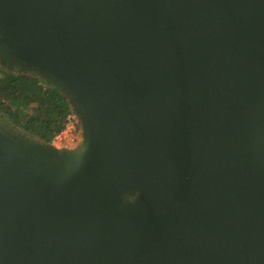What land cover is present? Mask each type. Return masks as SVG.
Returning <instances> with one entry per match:
<instances>
[{
    "label": "water",
    "instance_id": "water-1",
    "mask_svg": "<svg viewBox=\"0 0 264 264\" xmlns=\"http://www.w3.org/2000/svg\"><path fill=\"white\" fill-rule=\"evenodd\" d=\"M0 54L87 138L0 126V264H264V0H0Z\"/></svg>",
    "mask_w": 264,
    "mask_h": 264
},
{
    "label": "trees",
    "instance_id": "trees-1",
    "mask_svg": "<svg viewBox=\"0 0 264 264\" xmlns=\"http://www.w3.org/2000/svg\"><path fill=\"white\" fill-rule=\"evenodd\" d=\"M74 113L69 97L41 75L3 63L0 54V126L22 138L51 145Z\"/></svg>",
    "mask_w": 264,
    "mask_h": 264
},
{
    "label": "rangeland",
    "instance_id": "rangeland-1",
    "mask_svg": "<svg viewBox=\"0 0 264 264\" xmlns=\"http://www.w3.org/2000/svg\"><path fill=\"white\" fill-rule=\"evenodd\" d=\"M3 63H6L3 58H2ZM7 64V63H6ZM20 69V68H19ZM46 79V78H44ZM47 80V79H46ZM48 81V80H47ZM49 82V81H48ZM75 112V111H74ZM76 115V120L73 123V125H71V127L69 129H67V131L63 132L61 135H59L55 141L52 143V145L54 146V144L59 145L60 147L63 146L62 140L64 139V136H66L67 134H72L75 138H78L79 144L82 143H86L87 142V138H86V129H85V125L84 122L82 121V118L80 116H78V114L75 112Z\"/></svg>",
    "mask_w": 264,
    "mask_h": 264
},
{
    "label": "built area",
    "instance_id": "built-area-1",
    "mask_svg": "<svg viewBox=\"0 0 264 264\" xmlns=\"http://www.w3.org/2000/svg\"><path fill=\"white\" fill-rule=\"evenodd\" d=\"M74 114L75 112L69 116L68 118L69 123L65 131H67V129H69L71 125H73V123L75 122L76 115ZM79 142L80 141H78V138H75L72 134H67L66 136H64V139L62 140L63 146H61L60 148L67 149V150H74L78 147Z\"/></svg>",
    "mask_w": 264,
    "mask_h": 264
},
{
    "label": "bare ground",
    "instance_id": "bare-ground-1",
    "mask_svg": "<svg viewBox=\"0 0 264 264\" xmlns=\"http://www.w3.org/2000/svg\"><path fill=\"white\" fill-rule=\"evenodd\" d=\"M54 149L58 152V151H60V146L57 144H54Z\"/></svg>",
    "mask_w": 264,
    "mask_h": 264
}]
</instances>
